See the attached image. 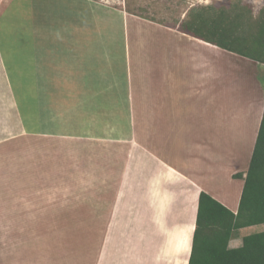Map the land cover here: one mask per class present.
<instances>
[{"label":"crops","instance_id":"crops-1","mask_svg":"<svg viewBox=\"0 0 264 264\" xmlns=\"http://www.w3.org/2000/svg\"><path fill=\"white\" fill-rule=\"evenodd\" d=\"M188 12L121 10L116 41L0 23V214L95 231L89 264H188L200 193L237 212L264 64L183 31Z\"/></svg>","mask_w":264,"mask_h":264},{"label":"rangeland","instance_id":"rangeland-1","mask_svg":"<svg viewBox=\"0 0 264 264\" xmlns=\"http://www.w3.org/2000/svg\"><path fill=\"white\" fill-rule=\"evenodd\" d=\"M3 1L0 19L3 33L90 29L108 33L114 41L122 31L121 10L174 24L190 9L206 7L198 6L197 0H0V5ZM241 1L242 4L236 3L246 6L253 17H257L264 6V0ZM210 5L214 6L213 2ZM215 7L221 6L216 4ZM101 39L106 40L104 35ZM15 46L18 47L19 42ZM260 82L263 88L264 72ZM21 216L24 215L0 214V225L15 226L0 228V264H89L90 257L95 255L97 247L90 244L95 231L19 228L23 225L17 223L23 220ZM262 231L264 224L255 225L242 229L239 236Z\"/></svg>","mask_w":264,"mask_h":264},{"label":"trees","instance_id":"trees-1","mask_svg":"<svg viewBox=\"0 0 264 264\" xmlns=\"http://www.w3.org/2000/svg\"><path fill=\"white\" fill-rule=\"evenodd\" d=\"M180 28L264 64V6L257 17L239 4L192 8ZM234 177L244 182L236 213L200 193L188 264H264V231L243 236L239 247H229L242 229L264 224V110L245 177Z\"/></svg>","mask_w":264,"mask_h":264}]
</instances>
